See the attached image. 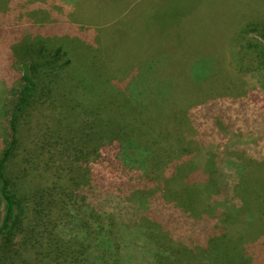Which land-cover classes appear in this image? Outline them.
Here are the masks:
<instances>
[{"label":"trees","instance_id":"1","mask_svg":"<svg viewBox=\"0 0 264 264\" xmlns=\"http://www.w3.org/2000/svg\"><path fill=\"white\" fill-rule=\"evenodd\" d=\"M207 1L202 3L204 7ZM252 3H236L237 10L229 15L243 14L244 21L236 27L237 38L251 32L264 37V11L262 16L250 19L243 13ZM37 27L31 22L18 24L7 12L0 13V54L7 51L11 55L7 67L11 81L0 98V264H43L46 252L42 251L53 236L57 238L56 248L46 254L48 264H168L164 261L168 249L161 255L149 244L160 236L185 245L172 248L181 253L177 264H238L236 261L245 260L242 242L247 232H254L249 216L264 218V198L259 187L256 199L243 202L235 212L228 206L233 188L227 153H220L207 138L214 135L209 131L215 132L220 122L228 128L235 124L228 99L247 92L226 72L223 60L212 62L205 54L206 44L201 47V41L192 39L193 46L182 42L176 50L183 45L191 52L197 46L203 49V59L209 66L206 72L194 75L195 81H179L175 74L172 84H163L162 88L157 84L150 96L147 84L138 82L140 75L146 81L151 79L153 73L148 71L137 75L135 82L131 78L129 84H83L81 80L64 84L62 91L67 92L64 95L68 99L67 103L62 101L67 106L62 110L68 114L66 139L60 143L56 131L46 134L30 150L35 157L26 160L22 152L23 123L45 96L53 97L63 86L41 84L51 73L43 68L46 47L37 34L51 37L65 30L42 31ZM167 43L166 48L172 45L169 39ZM254 48L257 56L247 70L257 83V94L264 97V39ZM50 51L47 61L60 62L62 48ZM26 57L31 61L23 60ZM14 58H19L22 70L15 71ZM170 60L164 64L169 68ZM79 67L86 79L98 78L88 64ZM163 68L156 77L167 72ZM125 72L130 71L115 75L121 78ZM190 97L201 101L200 107L185 109L182 98ZM75 119L80 123L71 126ZM196 126L202 131L200 138L195 137ZM48 147L51 153L68 155L72 165L69 189L55 185L33 189L28 185L26 174L36 169L39 149ZM84 150L101 157L99 166L90 169L81 164ZM17 159L21 165L26 160L27 166L17 167ZM130 169L135 172L128 174L126 170ZM177 199L184 202L178 204ZM219 201L226 208L213 212ZM155 230L160 232L158 236H153ZM139 245L144 254L138 253ZM187 250L196 255L189 256Z\"/></svg>","mask_w":264,"mask_h":264},{"label":"rangeland","instance_id":"2","mask_svg":"<svg viewBox=\"0 0 264 264\" xmlns=\"http://www.w3.org/2000/svg\"><path fill=\"white\" fill-rule=\"evenodd\" d=\"M245 1L247 0H215L214 2L208 0L204 7L202 5L204 0H55V2L53 0H22L15 4L12 0H2L0 13L7 12L18 24L31 22L38 26L37 28L41 27L42 31L46 29L59 32L65 30L51 37L41 32L37 34L40 44L46 47L43 54L46 67L43 68L48 69L47 73H51V76L43 79L41 84H61L63 86H61L60 93H53V97L45 96L42 102H39V107L34 108L31 116L24 121L22 152L26 160L32 156L35 157L34 154H30V150L36 143L39 144L46 134L49 136L56 131L59 142L65 141L68 129L65 115L68 114L62 110L64 105L62 101L67 103L68 99L64 95L67 92L62 91L64 84H76L79 80L83 84H129L137 81V75L148 71L153 73L151 79L146 81L141 79L140 75L138 82L142 80L141 84H147L145 88L150 96L154 94L157 84L161 88L163 84H172V75L177 74L179 81H185L188 78L195 81L194 75L197 72L195 76L202 74L206 70L209 63L203 59L205 58L203 49H198L197 46L194 52H191V49L188 48V50L183 45V48L176 50L182 42L189 47L193 46L194 40H198L201 41V47L206 44L207 58L212 62H215V59H222L226 72H230L234 81L236 79V84H243L247 91L240 92L241 95L235 99H228L233 106L232 116L235 124L228 128L220 122L215 132L209 131L214 135L208 134L207 137L212 144L218 146L220 153H227L225 156L229 166L227 170L230 171L233 188V195L228 206H233L235 212L238 206L241 208L246 202L256 199L257 192L255 191L259 187L263 196L261 199H263L264 97L257 94V83L247 68L257 56L253 51L256 42L263 40L264 37L260 33L251 32L244 38L242 36L237 38L236 27L239 22L244 21L243 14L238 16L236 14V17L229 16L237 10V4L241 5ZM248 1L253 2V5L246 6L244 9L243 13L247 14V18L262 16L264 0ZM50 16L52 18H49ZM68 22L72 25L69 26ZM49 24L53 25L52 28H49ZM33 31L30 30V33ZM8 38L12 39V37ZM168 39L172 45L166 48ZM54 48H62V56L60 62L50 64L47 58L50 56V50ZM7 50L9 51V48ZM169 57L170 62L173 61L171 68L164 65L169 61ZM27 58L29 57L23 60ZM14 59L17 62L13 66L15 71L22 70L19 58ZM10 60L11 55H8L7 51L0 54V98H3L7 92L6 88L11 81L10 71L7 69L10 66ZM154 60L156 63H153ZM84 64H88V68L93 69L98 77L96 80H88L81 75L82 70L79 66ZM162 66L167 72L157 74L156 77V72L161 71ZM121 70L130 72L123 73L124 75L120 78L115 73ZM162 95L164 97L166 93ZM182 99L185 109L194 110L200 107L201 101L195 100L194 97ZM64 107L67 109L66 105ZM189 120L188 113L187 121ZM79 123L76 119L72 120L71 126H78ZM2 126L0 121V150L3 145ZM186 126L187 130L189 126ZM197 128L198 126L194 130ZM196 136L200 138L202 131L197 129ZM48 149L49 147L46 150L39 149L36 169H29L26 174L28 185L33 189L49 188L54 185L58 188L69 189L67 184H69L70 166L72 165L68 162V155L60 151L51 153ZM81 153L85 155L82 165L85 164L90 169L99 166L101 157H97L96 153H88V150L81 151ZM16 162H18L17 167L27 166L24 162L21 165L19 159ZM126 172L131 174L135 170L130 169ZM175 202L181 204L184 200L177 199ZM185 203L188 206L187 201ZM225 208L219 201L217 208L212 211H223ZM249 221L254 223L251 227L254 232H247L242 242L246 258L236 262L238 264H264V218L258 220L249 216ZM158 234L160 232L155 230L153 236H158ZM56 240V236L51 237L47 249H43L42 252L46 254L52 252L56 248ZM157 240L149 244L160 251L161 255L165 249L169 250H166L164 261L168 264L179 263L177 261L181 253L172 248L178 246L182 249L181 247L185 245L182 242L173 244L169 238L162 236ZM188 247L192 249V244ZM138 249V253L142 254L140 245ZM187 251L189 256L196 255V252ZM46 254L45 257L43 253L41 256V258L44 257L43 264L48 262Z\"/></svg>","mask_w":264,"mask_h":264}]
</instances>
